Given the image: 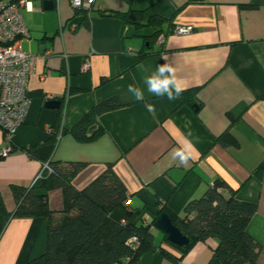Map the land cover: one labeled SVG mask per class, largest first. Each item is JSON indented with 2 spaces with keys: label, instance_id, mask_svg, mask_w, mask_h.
<instances>
[{
  "label": "crops",
  "instance_id": "0c3cea01",
  "mask_svg": "<svg viewBox=\"0 0 264 264\" xmlns=\"http://www.w3.org/2000/svg\"><path fill=\"white\" fill-rule=\"evenodd\" d=\"M131 8L145 11L144 23L155 15L171 21L162 26L163 44H148L158 27L137 28L101 14ZM74 14L69 0L55 1L52 10L43 0H27L22 7L30 31L22 48L38 58L29 79L30 107L8 156H2L0 130V202L13 211L12 186H31L47 161L86 163L73 179L77 189L112 165L128 201L110 217L147 225L162 206L183 216L186 204L219 180L225 197L235 189L237 199L257 204L248 232L262 245L259 262L264 264V0H96L86 16ZM178 26L193 30L177 34ZM144 53L149 54L140 57ZM162 57L176 67L185 90L199 88V107L184 104L181 95L170 101L145 89V101L137 102L128 92L129 84L145 87L143 78L164 62ZM113 96L123 106L100 115L104 133L87 142L70 133L58 132L54 139L57 129L70 130L94 105ZM49 100L61 105L49 107ZM146 103L155 105L154 113ZM228 130L235 143L224 146L216 139ZM185 138L198 152L189 166L177 167L169 153ZM41 191L50 209L63 210L60 188ZM152 229L157 243L182 255L163 240L160 229ZM47 236L46 217H13L0 235V264H27L45 252ZM217 245L215 238L200 241L179 264H207ZM138 264L172 262L151 251Z\"/></svg>",
  "mask_w": 264,
  "mask_h": 264
},
{
  "label": "trees",
  "instance_id": "16d2710c",
  "mask_svg": "<svg viewBox=\"0 0 264 264\" xmlns=\"http://www.w3.org/2000/svg\"><path fill=\"white\" fill-rule=\"evenodd\" d=\"M86 14L87 11L80 10L75 12L74 17ZM101 14L118 17L124 24L137 28L158 27L148 41L150 48L158 43L160 35L164 33L163 24H171L170 20L159 15L150 17L144 23L145 11L133 8L125 13L104 10ZM198 91L196 87L182 92L183 103L193 108L199 107L196 98ZM122 106L116 96L103 100L94 105L73 128L57 129L53 137L55 139L58 132L60 135L70 133L80 142L91 141L105 131L99 122L100 115ZM216 141L224 146L235 143L229 130L218 136ZM27 151L35 153L34 149ZM49 165L50 170L44 171L42 177L31 186H12L16 200L13 211H8L0 202V235L13 217L43 216L48 219L46 250L27 264H138L142 255L151 251L161 253L172 264H179L196 243L210 238H215L218 245L207 264H260L262 245L248 232L250 221L258 209L257 204L237 199L235 189H231L230 197H225L220 192L225 184L219 180L203 196L190 200L183 216L162 206L158 208L153 222L135 225L110 217L112 210L128 201L126 186L112 165L84 189H77L73 179L86 163L49 161ZM54 188H60L63 193L64 208L59 212L50 209L47 193L41 191ZM163 212L170 215L174 225L190 240L189 245L183 248L171 243L162 231L163 240L178 249L181 256L169 251L163 243L156 242L152 227ZM133 238L136 242H131Z\"/></svg>",
  "mask_w": 264,
  "mask_h": 264
},
{
  "label": "built area",
  "instance_id": "2783aa9c",
  "mask_svg": "<svg viewBox=\"0 0 264 264\" xmlns=\"http://www.w3.org/2000/svg\"><path fill=\"white\" fill-rule=\"evenodd\" d=\"M69 2L74 12L84 10L90 13L96 0ZM26 5L27 0H0V130L5 139L2 156H8L14 150V135L24 123L31 103L29 79L38 55L25 52L22 48V40L30 37V31L22 15V7ZM74 27L75 25H72V28ZM192 30L191 26H178L175 32L186 35ZM163 42L164 38H159L158 44L161 45ZM49 54L50 51H47L41 56L45 58ZM85 68H88V63ZM46 170H50L49 161L43 164L34 181L40 179ZM131 242H136V239L133 238Z\"/></svg>",
  "mask_w": 264,
  "mask_h": 264
},
{
  "label": "clouds",
  "instance_id": "9594fccd",
  "mask_svg": "<svg viewBox=\"0 0 264 264\" xmlns=\"http://www.w3.org/2000/svg\"><path fill=\"white\" fill-rule=\"evenodd\" d=\"M162 60L164 62L158 64L155 71L143 78L144 88L134 84L128 85V92L137 102L145 101V89L151 96L166 97L170 101L178 99L185 91L184 82L177 76L176 67L168 62L166 57H162ZM145 107L150 113L156 110L153 103H146ZM197 152L198 149L192 140L185 138L182 142H177V147L173 148L169 155L177 167H187Z\"/></svg>",
  "mask_w": 264,
  "mask_h": 264
},
{
  "label": "water",
  "instance_id": "95a60500",
  "mask_svg": "<svg viewBox=\"0 0 264 264\" xmlns=\"http://www.w3.org/2000/svg\"><path fill=\"white\" fill-rule=\"evenodd\" d=\"M43 6L47 10H52L55 8V1L54 0H43ZM46 105L49 107H59L61 102L58 100H49L46 102ZM155 226L166 233L167 239L180 247H187L190 243L189 238L185 235V233L180 230L176 225H174L172 218L166 212H163L158 216L155 221Z\"/></svg>",
  "mask_w": 264,
  "mask_h": 264
}]
</instances>
